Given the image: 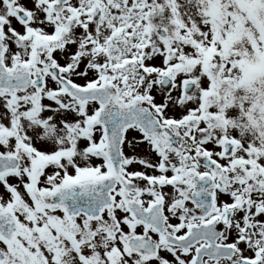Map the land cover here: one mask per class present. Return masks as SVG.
Returning <instances> with one entry per match:
<instances>
[{"label":"snow or ice","instance_id":"snow-or-ice-1","mask_svg":"<svg viewBox=\"0 0 264 264\" xmlns=\"http://www.w3.org/2000/svg\"><path fill=\"white\" fill-rule=\"evenodd\" d=\"M0 264H264V0H0Z\"/></svg>","mask_w":264,"mask_h":264}]
</instances>
